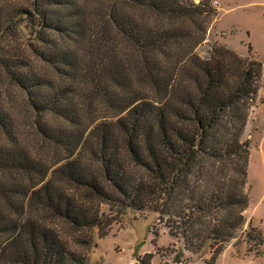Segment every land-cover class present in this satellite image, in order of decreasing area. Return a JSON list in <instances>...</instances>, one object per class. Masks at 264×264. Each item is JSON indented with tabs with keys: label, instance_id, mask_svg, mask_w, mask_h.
Masks as SVG:
<instances>
[{
	"label": "trees",
	"instance_id": "16d2710c",
	"mask_svg": "<svg viewBox=\"0 0 264 264\" xmlns=\"http://www.w3.org/2000/svg\"><path fill=\"white\" fill-rule=\"evenodd\" d=\"M217 15L211 0H0V264H90L102 204L223 252L246 222L263 66L197 51Z\"/></svg>",
	"mask_w": 264,
	"mask_h": 264
},
{
	"label": "rangeland",
	"instance_id": "374dc122",
	"mask_svg": "<svg viewBox=\"0 0 264 264\" xmlns=\"http://www.w3.org/2000/svg\"><path fill=\"white\" fill-rule=\"evenodd\" d=\"M211 4L218 15L197 51L207 56L214 44L225 45L243 57L260 60L263 66L262 86L243 135L251 146L246 222L214 261L208 247L201 252L188 250L158 212L126 209L117 213L102 204L109 217L104 220L112 219V223L103 237L98 227L87 229L90 264H264V0H211Z\"/></svg>",
	"mask_w": 264,
	"mask_h": 264
}]
</instances>
